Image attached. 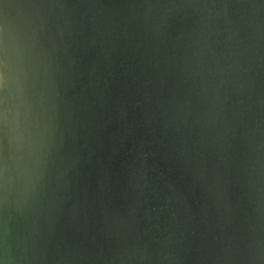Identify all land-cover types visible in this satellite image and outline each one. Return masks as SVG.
<instances>
[{"label":"clouds","instance_id":"clouds-1","mask_svg":"<svg viewBox=\"0 0 264 264\" xmlns=\"http://www.w3.org/2000/svg\"><path fill=\"white\" fill-rule=\"evenodd\" d=\"M0 264H264V0H0Z\"/></svg>","mask_w":264,"mask_h":264}]
</instances>
